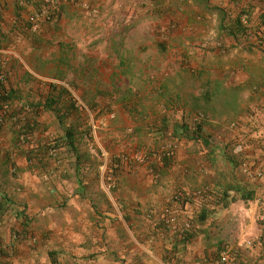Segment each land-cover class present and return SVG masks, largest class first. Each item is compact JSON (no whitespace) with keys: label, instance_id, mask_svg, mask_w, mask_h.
Segmentation results:
<instances>
[{"label":"crops","instance_id":"crops-1","mask_svg":"<svg viewBox=\"0 0 264 264\" xmlns=\"http://www.w3.org/2000/svg\"><path fill=\"white\" fill-rule=\"evenodd\" d=\"M15 4L16 0H0L3 27L11 38L0 52L12 59L9 73L33 83L48 79V73L53 76L59 65L61 51L53 54L48 47L59 49L65 43L71 47L69 57L76 56L73 52L80 37L62 39L68 26L73 30L87 26L93 31L96 26L123 28L141 21L142 9L148 10L147 5L134 0H63L59 16L34 39L21 34L17 26L33 12V0L23 3L20 16ZM181 4L175 3L172 13L177 17L174 26L183 21L179 26L185 27L177 31L184 35L179 33L172 41L184 48L199 45L193 47L202 54L193 72L202 73V81L205 76L213 78L214 72L215 78L228 76V86L248 85L240 112L232 113L226 122L210 119L214 128H203L205 137L214 138L210 144L185 137H170L168 142L161 135L152 137L156 151L174 148V157L166 164L158 163L154 172L132 159L113 176L110 158L109 165L105 162L99 168L103 175L108 166L107 182L84 177L83 172H90L89 164L77 174L76 162L71 169L62 163H55L56 167L51 160L30 162L11 148L12 134L3 131L0 193L11 196L14 206L0 218V244L6 252L0 264H264V248L259 244L261 235L264 237V183L255 177L258 171L264 174V80L255 83L264 71V46L260 43L264 0H209L208 10L199 15L196 8ZM213 5L232 15L248 11L252 27L248 36L235 39L222 33ZM117 9L123 12L121 21L116 20ZM191 29L198 33L186 37ZM189 53L191 58V48L185 50ZM50 65L54 68L48 72ZM241 67L246 72L241 73ZM50 76L48 80L56 81ZM229 150L236 156L235 163L227 159ZM205 190H210L207 201L194 196L195 191ZM249 193L250 199H240ZM167 207L183 219L195 217L207 207L208 214L213 210L203 222L195 220L192 238L183 241L162 222ZM22 209L30 219L29 233L12 242L23 230L16 215ZM51 252H55L54 258Z\"/></svg>","mask_w":264,"mask_h":264},{"label":"trees","instance_id":"trees-1","mask_svg":"<svg viewBox=\"0 0 264 264\" xmlns=\"http://www.w3.org/2000/svg\"><path fill=\"white\" fill-rule=\"evenodd\" d=\"M25 1L27 0H16L15 5L17 16L21 15V12L25 6L23 5ZM59 1L61 4L63 0ZM71 1L76 2L77 0ZM179 1L182 4L185 2V4L189 5L191 8H196L197 12L195 14L208 10L207 6L209 4V0H191L190 2L188 0H146V2L148 3H146L148 10L147 12H144L143 19L147 17L149 12L150 18L167 17L170 22L169 24H171V26H174L173 20L169 16L173 15L172 12L174 9L172 8L175 6V3H178ZM182 4L180 5L181 7ZM33 5V12L29 14V17L27 19L23 17L22 20L18 21L17 26L21 34L25 33L27 36L36 39L39 35L35 34L41 33L43 30L42 28L52 22L56 16H59L60 12H50L48 18L42 19L41 30L32 32V25L39 21V19L36 21L37 13L40 12V9L45 7L44 0H33ZM210 7L211 6H209V8ZM212 10L218 16V29L222 31V33H226L227 35L235 39H239L241 36H248L249 32L252 30V27L250 26L251 21L249 18L250 13H248V11L241 10L237 14L232 15L226 8L215 5L212 6ZM245 15L249 19L248 26L243 23L242 18ZM2 20L3 12L2 7L0 6V49L5 48L11 41L10 35H8V33L4 30ZM136 24H128L127 27H123V31H128ZM123 31L120 32L121 35L123 34ZM115 44L117 57L119 59V67L124 68L123 72L125 74H130V61L124 54V52H122L124 37H122L120 41L115 42ZM163 48L164 46L161 47V49ZM70 49L71 47L69 45H66L65 43L60 44L59 50L62 53V57L60 59L56 72L53 75V78L62 80L65 78L66 71H70L71 69H73L70 62L71 58L69 57ZM182 70H184L182 71L184 74L179 72L174 76H168L166 79L160 81L157 87L148 92V98L155 101L158 105H162L164 109L169 111L160 119L161 126L154 127V124H150L149 129L154 128V130H156V133L161 135L162 138H166L165 136L167 135L165 134L166 131H168L170 125L169 119L170 117H175L176 112H179L182 113V119H176L177 123L175 125L173 124L174 126L171 133L172 135L169 136L172 138L185 137L196 142L202 141L205 144H210L211 142H213L214 138L205 137L203 135L204 126H209L212 129L214 127L210 122L211 118H219L226 122L227 119L231 118L230 115H232V113H235V115H237L241 110L240 104L245 100L243 93L249 87L248 85H246V83L233 84L232 86H228V84H226L228 76H225L221 79H212L208 77L207 79L202 81V73H195L193 71L189 73L188 71L190 70H186L184 68H182ZM75 74L76 77H74V79L69 82L71 86L77 84L76 82L80 79H86V77H88V79L91 81L92 73L85 67L81 66L80 70L75 71L74 75ZM183 75L192 76L201 80V88L198 94L190 93L189 95H187L184 90V84L186 81L184 80ZM257 77L255 83H261L264 80V71L262 72L260 78ZM4 81H6V77H4L3 80H0V133L7 130L12 134V143L10 145L11 148L17 150V152L21 155L26 156V158L30 162L45 164L50 160L58 161L59 159L57 158V152L61 148L66 147L68 150L72 151L77 165V174H79V168L85 167L87 164H89V162L92 161L91 153L81 148L84 138L91 133V130L90 128H87L85 130L83 129V127H80V116L76 107L77 103L75 99H73L71 91H69V89L65 86L50 82L48 84L49 90L47 92V95L41 97L39 100H34L33 97L24 95L25 91H22L20 86H9L6 85ZM117 90L118 91L109 92L103 91L98 88H96V90L89 88L87 92H85L86 96H84L83 99H85V102L89 106H91V108H96L98 106V98L100 96L107 97L110 101V104L122 103L124 106H126V104H130V102L133 101L132 99L135 98L136 91H134V87L131 84L123 90H119L118 88ZM136 105L137 104H135V108L137 109L129 107V112L130 115L135 119V121L140 120L142 122L137 128V132H139L141 127H149V123L147 122L148 108L146 109L141 105V103H139V105L137 106ZM43 111H48L54 114L57 122L64 131L62 135L55 137H47V135H42L41 131L44 129H48V127L43 125L40 121ZM72 118H76V120H72ZM85 133L88 135H85ZM1 136L2 135H0V137ZM2 143L3 140L0 139V147ZM173 150L174 148L172 147H163L161 150L157 151V153L160 151L159 157L162 163L166 164L167 162H169V160H171V158L174 157ZM234 157L236 156H234L233 152L229 150V152L227 153V159L230 162L235 163ZM129 159L130 158L125 154L117 155L114 153L112 155L111 168L113 176L118 175V170H120L122 165L130 164ZM125 160L129 161L125 162ZM161 162H157L154 160L150 161V163L148 164H150L151 169L156 171L157 164ZM209 194L210 190H205L204 192H194L195 197L201 198L205 201L210 199ZM251 197V193H249V195H240V199L244 200H248ZM13 206L14 202L11 196L9 197L7 194L0 193V218H2V216L5 215V213L9 209L13 210ZM167 208L171 212L176 214V212L173 211L170 207ZM212 210H210V213L208 214L207 207V209L205 208L203 212L199 213L197 216L190 217L189 220L191 221V228L182 233H175L170 230L165 222V218L162 219V222L172 235L181 238L183 241H189L193 236V232L195 229V220L197 219V222H203L212 213ZM16 215L21 219L20 223L23 224V230L22 232L16 234V238H13L12 242L13 240L17 241L22 237L24 238L25 235L29 233L27 232V228L29 226L28 223L30 219L25 212V209L16 212ZM260 239L264 244L263 235H261ZM4 246L5 245L3 243L0 244V258L6 255ZM50 254L51 257L53 256L52 258H54L55 252H51ZM223 259L226 260L227 258L224 257Z\"/></svg>","mask_w":264,"mask_h":264},{"label":"rangeland","instance_id":"rangeland-1","mask_svg":"<svg viewBox=\"0 0 264 264\" xmlns=\"http://www.w3.org/2000/svg\"><path fill=\"white\" fill-rule=\"evenodd\" d=\"M134 1H136L139 5L144 4L146 7V0ZM83 4L85 3L82 2L81 5ZM120 4L123 3L121 2ZM142 11L147 12L145 8L142 9ZM129 12L130 10H128L127 15H129ZM122 13V10L117 9L116 14L119 17L116 16V20L121 21L124 16ZM174 14L175 12L169 17L176 21L177 17H175ZM169 23L170 22L167 17L150 18V13L148 12L146 18L141 20L128 31H123L124 28H116L115 26V28L112 26H103V28L96 26L99 28L97 29L99 31H96V27H94L93 31L88 30L87 26H83V28L78 27L74 30L71 26H68L65 30V35L62 36V39H64L63 41H70L71 38L79 39L80 37L75 44V50L73 52V55L76 56L74 59L71 57L70 61L73 69L66 71L65 78L62 80L54 78L56 80L54 82L48 80L50 76L49 73L46 75L48 79L42 78L39 82L35 83H33V81L29 82V79L24 81L18 76L15 77L13 74L9 73V64L12 62V59L8 58V54L0 52L2 55L0 57V71H3L6 77V81H4V83L9 86H20L22 91H27L24 92V95L31 96L34 100H39L41 97L47 95L49 90L48 84L50 82L58 83L59 85L67 87L69 91H71L72 97L77 103L76 107L80 116V127H83L85 130L90 128L91 130L89 135L85 133V135L88 136L84 138L81 147L83 150L91 153L92 159V161L89 162L90 172H86L87 175L83 172L82 174L84 177H88L93 181H99L103 178V180L107 182V178L110 173L108 171V166L104 167L103 175L99 172V168L105 162L109 165L110 158L114 153L117 155H127V157L130 158L129 160L131 161L134 159L138 166L148 165L145 166L146 170L147 168H151L150 164H148L150 161L155 160L157 162H161L160 159H157L160 151L157 153L156 149H154V142L152 139V137L159 134L156 133L154 128H149L150 124H154V127L161 126L160 119L169 111L164 109L162 105H158L155 101L148 98V92L157 87L159 82L166 79L168 76H174L176 72L184 74L182 72L184 71L182 68L190 70L188 71L189 73L198 69V56H202V54H199L197 51L199 48L198 44H189L186 45V48H184L176 40L172 41L173 37L177 36L179 33L184 35L183 31H177L179 27H185L182 25L179 26V24L183 23V21L176 22L177 26L174 27ZM121 31H123L122 35L120 33ZM190 33L185 36L196 35L198 31L191 29ZM95 36H102V38L96 39ZM122 37H124L122 52H124L130 61V74H125L123 72L124 68L119 67V59L117 57L115 42L120 41ZM162 46H164L163 49H161ZM194 46L195 48L197 47V49H193ZM55 48L56 47H48V50L52 49L51 53L55 54L59 51L58 48ZM188 48H191L194 52L191 58L190 53L188 55L185 54V50ZM71 53L72 52L70 50L69 54L71 55ZM220 55H223V53ZM210 60L214 61L215 59L210 58ZM81 66L85 67L88 71H91V81L88 77H86V79H80L76 82L77 84L71 86L69 82L76 77V74L74 75V73L75 71L80 70ZM53 68V65L48 66V72ZM242 70L246 72L247 69L245 67H241L240 72ZM214 75L215 74L213 72L212 79L215 78ZM50 78H53V76H50ZM205 78L207 79L206 76ZM184 80L186 81L184 84V90L187 95L190 93L197 94L200 91V79L185 75ZM20 81L23 83L20 84ZM42 82H44V84ZM130 84L134 87L136 94L135 98L132 99L133 101H131L130 104H126V106L122 103L110 104L107 97L100 96L98 98V106L96 108H91V106L85 102V99H83V97L86 96L85 92H87L89 88H92L93 90L98 88L103 91L112 92L118 91L117 88L119 90H123ZM139 103H141V105L146 109L148 108L147 122L149 123V127L143 126L140 128L139 132H137V128L142 122L140 120L135 121V119L130 115L129 107L137 109L135 108V104L139 105ZM178 113L179 112H176V116L170 117L169 119L170 125L165 134L167 135L165 136V142H168L167 140L170 137L169 135H172V129L177 123L176 121L182 119V113ZM72 120H76V118H72ZM40 121L43 125L48 127V129L41 131L42 135L55 137L64 133L53 113L43 111ZM141 142H143V144L145 143L144 147L141 146ZM57 155L60 163H57V160H51L52 164L55 165V163H62L65 164L66 168H73L72 164H74L75 159L72 151L64 147L57 152ZM141 157H144L145 162L140 160ZM129 160H125V162ZM55 166L57 167V165ZM152 172H154L153 169Z\"/></svg>","mask_w":264,"mask_h":264},{"label":"built area","instance_id":"built-area-1","mask_svg":"<svg viewBox=\"0 0 264 264\" xmlns=\"http://www.w3.org/2000/svg\"><path fill=\"white\" fill-rule=\"evenodd\" d=\"M44 4H45V7L40 9V12L37 13L36 21L38 19L39 21H37V23L32 25V32H37L41 30V26H42L41 21L43 18H48L50 15V12L57 13L59 9L60 1L59 0H44ZM85 7L90 10V7L88 5H85ZM242 19H243V23L248 26L249 25L248 17L245 15L243 16ZM260 39H261L260 40L261 45L264 46V35ZM4 77L5 75L3 71H0V80H3ZM157 159H160V157L158 156ZM140 160L142 162H145L144 157H141ZM255 177L261 178L264 183L263 172L261 171L256 172ZM165 211H166V215L164 216L165 222L170 228V230H172L173 232L182 233L186 231L187 229L191 228V221L189 219L180 218L177 214L171 212L169 209ZM13 238H16V234L13 236ZM259 244L263 245V248H264V244L261 240H259Z\"/></svg>","mask_w":264,"mask_h":264}]
</instances>
